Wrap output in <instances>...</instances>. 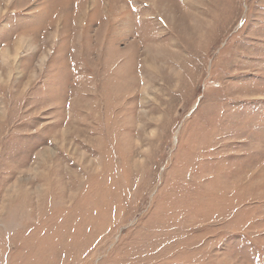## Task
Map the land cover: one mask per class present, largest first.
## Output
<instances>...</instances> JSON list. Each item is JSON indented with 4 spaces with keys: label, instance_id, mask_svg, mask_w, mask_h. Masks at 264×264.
Returning <instances> with one entry per match:
<instances>
[{
    "label": "rangeland",
    "instance_id": "obj_1",
    "mask_svg": "<svg viewBox=\"0 0 264 264\" xmlns=\"http://www.w3.org/2000/svg\"><path fill=\"white\" fill-rule=\"evenodd\" d=\"M0 264H264V0H0Z\"/></svg>",
    "mask_w": 264,
    "mask_h": 264
},
{
    "label": "bare ground",
    "instance_id": "obj_2",
    "mask_svg": "<svg viewBox=\"0 0 264 264\" xmlns=\"http://www.w3.org/2000/svg\"><path fill=\"white\" fill-rule=\"evenodd\" d=\"M4 56V55H3Z\"/></svg>",
    "mask_w": 264,
    "mask_h": 264
}]
</instances>
